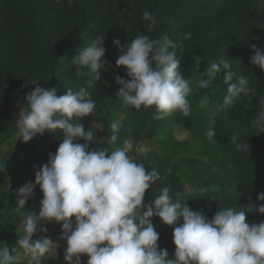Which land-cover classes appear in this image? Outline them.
Here are the masks:
<instances>
[{
	"label": "clouds",
	"instance_id": "9594fccd",
	"mask_svg": "<svg viewBox=\"0 0 264 264\" xmlns=\"http://www.w3.org/2000/svg\"><path fill=\"white\" fill-rule=\"evenodd\" d=\"M142 18L150 22V27L157 24L149 11ZM190 37L191 32L184 34L185 39ZM103 40L104 36L98 37L71 61L90 68L95 79L100 78L98 70L105 67ZM112 43L121 52L115 64L124 66L130 77H114L120 85L117 96L124 105L137 110L142 106L154 107L155 120L177 110L185 116L189 114V81L181 73L180 59L174 51H183L180 42L174 43L167 36L153 40L138 34L126 48L118 38ZM250 47V64L264 71V49L255 44ZM221 70L227 85L221 107L232 105L236 98L253 91L246 77L233 82L235 73L227 59L208 65L203 73L207 79L201 78L200 88H208ZM24 99L26 103L20 106L16 119L19 139L27 142L45 130L63 132L62 142L36 171L34 182H26L16 190L19 208L24 207L36 185L43 194L39 213L26 215L23 236L18 240L29 264H40L41 258L56 245L47 237L32 239L38 231L47 232L42 221L53 220L62 222L61 238L66 240L64 260L68 264H81V254L87 255L86 264H264V221L249 224L245 210L232 208L216 211L209 219L200 211L190 210L181 193H175L173 198L168 186L153 201L145 203L146 190L160 177L155 169L147 170L129 155L133 150L131 142L125 141L123 147L110 154L106 149L90 150L88 142H92L93 132L85 131L79 121L95 111L96 102L84 87L57 96L54 87L37 85ZM206 101L207 96L201 104ZM251 126L264 132V110L251 121ZM111 129L107 142L115 143L120 125L114 122ZM206 135L214 137V129L209 128ZM81 138L85 143H74ZM236 146L248 152L247 141ZM139 150L148 152L150 147L142 146ZM257 199L264 200V192L258 193ZM256 210L264 213V204ZM153 216L174 226V259L158 244L159 233L150 220ZM73 217L74 220L70 219ZM11 252L6 245L0 246V264H13L16 257Z\"/></svg>",
	"mask_w": 264,
	"mask_h": 264
},
{
	"label": "trees",
	"instance_id": "16d2710c",
	"mask_svg": "<svg viewBox=\"0 0 264 264\" xmlns=\"http://www.w3.org/2000/svg\"><path fill=\"white\" fill-rule=\"evenodd\" d=\"M145 11L155 16V27L143 20ZM128 28L153 40L167 36L174 43L180 42L183 51L179 48L174 51L180 59V71L188 81L198 74L199 68L206 69L213 61L227 59L235 73L233 82L246 77L248 87L253 90L236 98L232 105L221 107L227 92L221 70L218 74L221 84L209 94L215 109L210 126L215 136L206 137L217 141L216 152L207 161L186 160V175L193 187L186 192L179 177L180 166L171 158L188 140L163 145L162 152L154 155L152 164L142 163L149 171L155 169L160 177L146 190L144 201L151 200L154 188L168 186L173 198L175 193H181L190 210L200 211L209 219L218 209L226 207L245 210L248 220L247 207L264 204V200L257 199V194L264 192V132L251 126V121L264 110V71L250 64V45L264 49V0H0V130L10 110L11 90L30 86L44 71L51 76L45 88L54 87L57 96L65 88L100 83L104 70H108L111 84L117 83L116 75L130 79L126 68L115 64L118 57L107 50L102 57L105 67L98 70L99 79L76 69H70L64 76L56 71L64 55L75 53L76 40H87L88 47L104 36L106 48L110 33L115 30L123 36L126 48L135 38L128 33ZM187 32H191V37L185 39ZM151 55L149 53V57ZM89 92L96 109L79 122L83 123L85 131H92L99 124L97 138L103 145H112L107 138L112 135L113 122L102 114L116 107V102L101 88ZM189 104L188 115L177 110L170 121H187L195 107ZM142 108H134L135 113ZM62 133L59 130L42 139L53 141ZM246 141L248 152L239 150L236 145ZM74 143L85 141L81 138ZM2 169L0 165V184L6 176ZM231 181L239 184L241 201L235 200L227 189ZM150 220L157 222L159 217L153 216ZM254 221L259 223L264 219ZM173 227L169 226V235L159 239L158 244L174 257ZM9 235L15 237L16 234L10 232Z\"/></svg>",
	"mask_w": 264,
	"mask_h": 264
},
{
	"label": "rangeland",
	"instance_id": "374dc122",
	"mask_svg": "<svg viewBox=\"0 0 264 264\" xmlns=\"http://www.w3.org/2000/svg\"><path fill=\"white\" fill-rule=\"evenodd\" d=\"M128 33L137 36L139 33L135 29L128 28ZM114 38L121 41L123 47L126 42L120 32L112 31L106 43V50L109 54L119 57L120 50L113 45ZM75 53L64 55L61 59L60 65L56 71L59 76H64L70 69H76L81 73L93 75L90 68L80 67L74 65L71 61L75 55L82 52L88 45L85 39H78L74 43ZM205 68H199L198 74L189 81L190 92L188 94L189 103L194 104L193 112L187 121L181 123H172V114L164 117L161 120L153 119L155 112L154 107H143L138 113H135L134 107L126 106L122 103L119 96H117L120 85L118 83L111 84L108 81V70L103 71L102 79L98 84H89L84 87L90 91L96 88H101L111 99L116 102V107H110L102 116L109 117L112 121L120 125V131L117 133V140L112 145H103L97 138V132L101 129L97 124L93 132V140L90 142L92 149H106L110 154L115 148L123 147L125 141L133 144V150L129 152L130 156L136 158L138 163H146L144 156L154 160V155L162 152L163 145H169L175 141L188 140L184 147L176 150L173 156L175 161L180 166L179 177L184 184L186 192L193 190V187L186 175V160L195 159L207 161L211 155L216 152L217 141L208 140L206 133L211 126L212 116L215 113L214 107L209 100V94L221 84L222 79L217 75L213 83L206 89H201L199 81L201 78L207 79L203 76ZM50 75L47 72H42L38 78L27 86H18L11 90V106L10 110L2 123L0 130V165L4 167L6 173L5 179L0 184V246L3 244L9 248L11 254L16 257L13 264H29V259L22 254V249L19 248L18 240L23 236V222L29 213H39L40 201L42 199V191L39 185L33 189V193L28 197L23 208L17 206L16 190L23 186L26 182H34L35 173L41 165L47 162L49 153L54 154L59 144L62 142L63 133L57 135L53 141L42 139L44 135L57 134L59 129L55 132L45 130L41 134L35 135L31 140L24 142L20 138L19 129L16 125V119L20 106L25 101L27 93L32 91L37 85L45 88ZM81 88L75 87L71 89L73 92ZM69 88L63 89L60 95L65 94ZM59 95V96H60ZM207 96V101L203 105L201 100ZM199 137V138H198ZM142 146L150 147V151L141 152L139 149ZM227 189L233 194L237 201L242 200L240 195V187L234 181L227 185ZM162 190V189H159ZM161 191L155 190L151 195L153 199L146 203L153 201ZM259 205L247 207V222L249 224L255 223L254 220L264 219V213H259L256 209ZM227 208L219 209L225 210ZM6 210H11L14 219L7 217ZM74 220L73 218H70ZM43 226L47 228L46 233L37 232L33 235V240H38L41 237H47L57 245H53L52 250L41 258L40 264H68L64 260V249L66 248V240L61 238V223L56 221H42ZM155 230L159 233V239H165L169 235V225L162 222L159 218L157 222H152ZM10 232L15 233V237L9 235ZM56 248V249H55ZM172 257V258H171ZM169 258L174 259L173 256ZM88 257L86 254L81 255V264H86Z\"/></svg>",
	"mask_w": 264,
	"mask_h": 264
},
{
	"label": "crops",
	"instance_id": "0c3cea01",
	"mask_svg": "<svg viewBox=\"0 0 264 264\" xmlns=\"http://www.w3.org/2000/svg\"><path fill=\"white\" fill-rule=\"evenodd\" d=\"M144 158H145V162L146 163H149V164H152L153 162H154V160H152V159H149V157L148 156H144ZM155 190H158V191H161V190H159V188H154L153 190H152V193H151V195L154 193V191ZM152 197V196H151ZM152 199H153V197H152ZM149 201V200H148ZM147 200H146V202H148ZM145 202V201H144ZM145 202V203H146ZM223 208H226V207H221L220 209H223ZM143 210V209H142ZM219 210V209H218ZM5 214H6V216L7 217H10V219L12 218V219H14V216H12L13 214H11V210H6V212H5ZM82 255V254H81ZM168 255L171 257V255L168 253ZM172 258V257H171ZM65 264V263H64Z\"/></svg>",
	"mask_w": 264,
	"mask_h": 264
}]
</instances>
